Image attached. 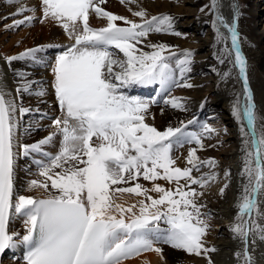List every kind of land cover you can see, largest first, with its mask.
Here are the masks:
<instances>
[{
  "label": "snow or ice",
  "instance_id": "obj_1",
  "mask_svg": "<svg viewBox=\"0 0 264 264\" xmlns=\"http://www.w3.org/2000/svg\"><path fill=\"white\" fill-rule=\"evenodd\" d=\"M13 2V0H10ZM41 21L54 20L74 42L55 56L52 67L53 87L62 115L52 120L53 131L37 143L23 145L24 155L42 152L59 135L60 150L55 155L44 153L47 163L38 162L39 177L29 183L31 189H44L46 198L19 195L14 200V179L17 159L16 114L27 113L30 108L18 106L14 98L0 87V254L15 248L17 243L27 246L26 264H124L144 252H155L163 259V248L188 254L208 256L216 248L207 247L204 237L210 228L203 219L204 205L197 197L193 185L201 189L215 182V172L192 175L208 166L215 168V158L201 160L198 150L205 147L204 139L216 133L209 124L202 125V132L184 136L186 125L169 126L161 131L146 122L151 104L139 97L126 95L123 89L132 85L159 82L162 87H193L185 78L191 71L193 51L184 49L177 61L183 82L174 79L171 57L177 52L165 43L148 44L152 51H144L143 44L150 33H172L174 17L170 14L152 15L141 8L132 14L140 22L105 10L106 0H40ZM135 2V0H132ZM208 7V6H206ZM218 0H211L210 10L216 14L213 27L217 39H225L220 31L227 30L231 40L229 55L243 80L246 103L239 100L233 107L238 121L247 119L250 131L241 127L245 156L241 176L246 182L241 186L232 225L234 238L242 241V251L234 255L240 264H253L249 251L250 237L264 233V226L257 222L258 199L264 194V130L256 129L255 104L248 83L247 60L241 50L236 20L229 24L219 14ZM21 4L5 19L34 11ZM201 11H204L202 8ZM106 18L104 27H93L90 14ZM33 16L13 19L6 27H19L34 20ZM117 21H123L121 26ZM44 46L28 48L17 56H8L10 63L25 57L35 58ZM113 49L123 54L121 58ZM167 53V55L165 54ZM223 63V59L220 60ZM19 75V74H18ZM225 77L229 73L224 74ZM30 81L23 80L16 91H29ZM40 96L46 93L41 90ZM174 109L185 110L183 97L169 96L164 101ZM163 111V110H161ZM154 119V117H153ZM189 124L193 121H188ZM186 139L198 148H191L186 157L188 167L175 166L173 145ZM214 147V145H209ZM225 179L230 171H225ZM143 177L152 182L145 188L139 182L122 187ZM157 180L175 183L165 188ZM185 183L181 184V181ZM229 187L225 183L221 196ZM55 190L54 192L50 191ZM150 192L158 193L157 197ZM125 194L142 197L131 204L120 202ZM13 214L26 219L25 234L9 232ZM161 221L166 227H161ZM147 264V262H145ZM208 264H213L208 257Z\"/></svg>",
  "mask_w": 264,
  "mask_h": 264
},
{
  "label": "bare ground",
  "instance_id": "obj_2",
  "mask_svg": "<svg viewBox=\"0 0 264 264\" xmlns=\"http://www.w3.org/2000/svg\"><path fill=\"white\" fill-rule=\"evenodd\" d=\"M6 6L3 0H0V22L8 17L9 14L14 13L17 7L21 4L24 6L34 8V11H26L23 15L11 17L12 21L7 26L12 25L13 19H23L25 16H33L34 20L26 22L21 27V31L15 28H7L3 26L0 29L7 31L9 41L2 43L0 39V87H3L8 93L9 98H14L18 106L30 108L31 111L27 113L16 114L17 129H16V151L18 153L15 167L14 179V200L19 195H33L37 198H46V193L42 188L31 189L29 183L32 179H43L39 177L38 162L44 161L47 163V158L43 153L55 155L60 150L61 137L57 135L53 141L43 146L42 152H30L28 155L23 153V145L34 144L45 138L52 132V123L45 120L47 116H52L54 119L58 115L56 110V96L53 87L54 75L52 67L55 62V56L51 54L54 50L64 51V44L73 43L64 29L54 20L44 19L40 21L42 16V6L36 7L40 0H6ZM20 1V2H18ZM126 1V0H125ZM264 5V0H259ZM41 3V2H40ZM219 14L224 17L229 24L233 23L235 18L236 27L240 37V45L243 54L247 60V75L249 87L252 91L253 102L255 104L256 113V129L259 134L264 130V11L258 10L256 12L251 9V0H218ZM105 10L114 14L125 16L128 19L140 22L139 17L132 13L141 8L145 9L150 16L159 14H170L175 19L173 25L179 28L187 29L190 32L191 39L182 41L181 49H177V55L171 57L169 63L172 66L174 79L183 82L180 77V70L177 61L182 58L180 53L184 49L198 51L199 56L197 61H201L207 68H212L211 84L206 82L205 75L192 76L193 71L187 73L185 78L193 84V87H162L159 82H155V94L151 100H156L158 110L152 113L151 119H146V122L153 123L155 127L163 131L169 126L180 122V117L191 108V118L182 122L186 125L184 128V136L190 132L202 131V125L209 124L211 127L220 129L221 127L229 126L230 135L227 143L224 144V149L220 150H198L197 155L200 159L215 158L219 162L220 169L230 171L228 181L230 183L229 189H226L222 198H217L211 201L210 208L219 214V226H213L212 238L213 246L216 248L215 252H211L208 256H203L194 260L184 258L180 250L173 249L169 245H160L163 248V259L155 252H144L139 257L130 258L124 261V264H192L194 261H199L203 264H208V257L211 258L213 264H240L238 258L234 255L237 251H242L243 244L239 238H234L232 232V225L237 216V201L240 194L241 186L244 178L240 175L244 165L245 145L244 140L247 138L241 134V127H244L246 133L250 131L247 119L243 118L238 121L234 115L233 107L239 100L241 107L246 103L243 80L239 76L238 68L234 67L231 62L232 55H229L231 49V40L229 33L223 27L220 31L224 34L225 39L218 40L216 30L213 27V20L216 14L210 10L211 0H141L136 4L125 3L124 1L114 2L106 0L104 5H101ZM208 6V7H206ZM204 11H201V9ZM264 8V6L262 7ZM257 15V17H256ZM94 12L90 14V24L93 27H104L107 23L106 18L94 17ZM100 19V21L98 20ZM40 21V22H39ZM261 22V28L257 23ZM121 26H125L123 21H117ZM260 31V34L257 32ZM166 40L170 43L177 42L174 35H151L145 39L143 44L138 45L144 51H152L147 47L148 44H158ZM37 46H44L43 50L47 54L38 52L35 58L25 57L23 59L14 60L10 63L6 60L8 56H17L28 48ZM116 53L119 50L113 49ZM50 53V55H49ZM55 54V53H54ZM167 55V53H165ZM123 58V54H119ZM193 58V57H192ZM223 59V63L220 60ZM197 72V70L195 71ZM225 73H229L225 77ZM19 74V75H18ZM194 75V74H193ZM28 80L31 83L29 91L17 93V87ZM202 83V84H201ZM133 86L123 89L126 95L131 96L134 93ZM43 90L46 94L38 95L39 91ZM143 92L147 91L146 86H142ZM209 91L214 93V108L208 109V102L204 100V96ZM133 96V95H132ZM136 96V95H135ZM169 96L183 97L185 103V110L174 109L170 105L165 104L164 101ZM187 100V101H186ZM168 107V109L165 108ZM188 106V107H187ZM152 108V110H153ZM187 108V109H186ZM163 110V111H161ZM216 112V114L212 113ZM212 114V115H211ZM214 114V115H213ZM154 117V119H153ZM151 121V122H150ZM188 121H193L189 124ZM181 123V122H180ZM179 123V124H180ZM216 126V127H215ZM233 128V129H232ZM233 131V133H232ZM186 139L180 144L173 145V150L176 146L191 147L192 143L187 142ZM229 142L231 145L229 146ZM194 143V142H193ZM184 144V145H183ZM179 147V148H181ZM189 148V149H191ZM212 148V147H211ZM188 150V149H187ZM189 151V150H188ZM179 153V152H178ZM185 153V152H184ZM183 153V154H184ZM177 154V153H176ZM174 154V155H176ZM188 154V152H187ZM187 154L185 155L187 157ZM179 155V154H178ZM173 156V155H172ZM186 157L177 164L179 167H188L186 164ZM180 158V157H178ZM183 160V161H182ZM187 166H186V165ZM201 170V169H200ZM209 171L214 172L213 168ZM205 172V170L203 171ZM195 173H197L195 171ZM202 173H197L199 177ZM123 187V185H120ZM132 186V185H131ZM50 191L54 192L55 190ZM152 193V192H151ZM153 195V194H152ZM221 197V196H220ZM142 197L125 194L121 197L120 202H127L129 204L138 201ZM259 213H254L257 217V222L264 226V194L258 199ZM218 218V217H217ZM25 217L18 214H13L10 217L8 230L9 232H17L21 236L25 234ZM161 227H166L163 221L160 222ZM17 243L14 249L17 254ZM249 251L252 256L253 264H264V233L257 232L250 237ZM195 264V263H194Z\"/></svg>",
  "mask_w": 264,
  "mask_h": 264
},
{
  "label": "rangeland",
  "instance_id": "obj_3",
  "mask_svg": "<svg viewBox=\"0 0 264 264\" xmlns=\"http://www.w3.org/2000/svg\"><path fill=\"white\" fill-rule=\"evenodd\" d=\"M109 1L119 2V0H109ZM122 1H124L125 3H131V4L134 5L138 1H141V0H135V2H132V0H126V1L125 0H120V2H122ZM258 1L259 0H251V9H253V11L256 12L255 14H257V12H258L259 9L261 11H264V8H262L264 5H262V2H258ZM18 2H20V1H18ZM23 2L25 3V0H23ZM3 3L6 6L12 5V3L7 4V1L6 0H3ZM94 17H97V16H94ZM256 17H257V15H256ZM98 20L100 21V19H98ZM10 21H12V18H8V19H5L4 18L0 22V27L3 28L2 25H4V24H5L4 27H6L10 23ZM40 21H41V19H40ZM260 24H261V22L257 23V26H259V28H261V25ZM21 27H23V26L16 27V30L18 31L17 33H19L21 31L20 30V29H22ZM7 31H9V28H7ZM7 31L6 30H3V29H0V39L2 40V43H4V44L9 41L8 39L10 37V36H7V34H6ZM173 32H178V33H180V35H175V34H172V33H155V32L151 33V35H161V34L164 35L165 34V35H174V36H176L177 42L175 41L173 43H170V42H168L166 40H163V42H161V43H165V44H168L170 46H173V49L175 51L177 49H181V46L180 45H182V41L184 43V42H186V41H188V40L191 39L190 32L187 29H184V28L182 29V28H179L178 26L176 27L175 25H173ZM257 33L260 34V31H258ZM262 39H264V36H262ZM63 46H65V44ZM69 46L70 45H66V48H68ZM59 51L60 50H54L53 52H57V53H55V54L53 53V55L60 54ZM44 54H47V51ZM117 54L119 55L120 53L118 52ZM199 54L200 53H198V51H193L192 64L190 66L191 67V71H193V72H191L192 73V76L195 77L196 75H201V76L202 75H205V76L208 75L205 78L210 79L209 76H212L213 70H212V68H207L205 65H203V63H201V61H197V58H198ZM196 70H197V72H195ZM210 71H212V72H210ZM206 83L207 84L208 83L211 84V79H210V81L208 80ZM148 95L150 96L151 94L149 93ZM204 99L205 100H208V101H211V102H208L209 104H208L207 108L208 109H212L213 111H215V108H214V105H213V102H214V99H215L214 93L212 91H209L208 93L205 94ZM167 106H169V105H167ZM152 108L153 107H150L149 113H148V116H147L146 119H151L152 118L151 114L152 113H155V111L158 110L155 107L153 108V110H152ZM165 108L168 109V107H166V106H165ZM213 111H212V113L216 114V112H213ZM190 115H191V108L188 109L186 111V113L183 114L180 117V122H182V120L185 121L184 119L188 118ZM180 122L175 123V125H173V127H178V125H180L179 124ZM150 124L154 125L153 123H150ZM215 129H216V133H214L210 137H206L204 139V144H205L204 149H206V150H211V149H213V150H220L221 148L224 149V147H225L224 144L227 143L228 136L230 135V132H231L229 130L230 129L229 126L227 127V126L224 125L220 129H218V128H215ZM200 132H202V131H198L196 133H200ZM232 133H233V131H232ZM185 144L189 145L188 143H185ZM191 145L192 146H195V148H198V146L195 143H192ZM209 145H214V147L211 148ZM228 145L230 146L231 143L229 142ZM179 147H181V146H176V148L173 151L174 154H176V153L177 154L176 155L172 154L173 155L172 157L176 160V165L175 166H177V164L181 162V159L184 160V157H186L185 155L187 154L189 148H191L190 146L189 147H183L182 146L181 148H179ZM178 157H180V158H178ZM201 160H205V159L202 158ZM177 167H179V166H177ZM180 168H184V167L182 166ZM208 169H209V167L208 166H205V167L201 168V170H199V171H200V173H207V172H210ZM213 169H214L213 171L217 174V179H216L215 182L209 183V185L207 187L203 188V189H201L199 185H193V187L196 188L197 192L203 191V193H204V195L202 197H197V202L204 205V208L202 209V212L205 213L203 219H205L208 222V224L210 225V228L207 231L206 236L204 237V240L206 242V246L207 247H213V242L210 240L212 238V231H213L212 229H213V226H219V220H218L219 219V214L216 211H213L210 208H208V206H210L209 204H211V201H215V200H217V198H222L224 196V195L223 196L220 195L219 189L225 183H228L229 184V187H230V183H229L228 179L226 180L225 179V176H224V173H225L224 170L225 169L224 170H223V168L220 169V166H219V162L218 161H217L216 167L213 168ZM204 170H205V172H203ZM199 171H196V172L198 173ZM197 173H195V171H193L192 175L194 177H198L197 176ZM136 182H139L145 188H148V189H151L152 188V182L145 181L143 179V177H140L138 179V181H130L128 184L123 185V187H129L131 185L133 186ZM156 183H160L165 188H172V189H174L176 187L175 183H171L170 184V183H168L165 180H157ZM180 183L183 184V183H185V181L182 180ZM229 187L227 189H229ZM225 192H226V190H225ZM150 195H152L154 197H157L159 194L158 193H155V192H152V193L150 192ZM180 251H181V254L183 255V257L184 258H188L189 260H194V259H196V257L197 258L203 257V255L197 256L195 254H188V253H186V252H184L182 250H180ZM210 253H208V254H210ZM194 263L195 264H203V263H200L199 261H194ZM194 263H192V264H194Z\"/></svg>",
  "mask_w": 264,
  "mask_h": 264
}]
</instances>
